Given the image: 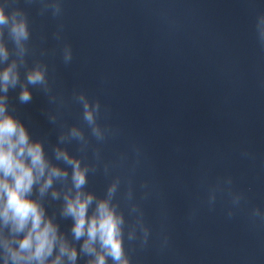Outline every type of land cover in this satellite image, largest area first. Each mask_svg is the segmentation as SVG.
Wrapping results in <instances>:
<instances>
[{
    "label": "clouds",
    "instance_id": "clouds-1",
    "mask_svg": "<svg viewBox=\"0 0 264 264\" xmlns=\"http://www.w3.org/2000/svg\"><path fill=\"white\" fill-rule=\"evenodd\" d=\"M41 2L42 12L48 8L53 15L61 12L58 0ZM7 7V0L0 3V264H77L81 257L86 258L85 264H109V260L111 264H130L125 250L124 212L114 202L120 179H114L105 195L98 197L86 190L88 175L95 173L97 167L70 154L63 146L75 141L81 146L78 151L84 152L90 145L84 130L70 126L67 134L61 132L57 145L52 147L53 158L58 162L54 163L45 151L44 141L33 140L25 125L9 111L7 94L17 86L21 103L32 100L28 85L39 87L50 102L57 97L52 95L48 66L40 61L27 65L31 33L26 13L19 8L6 11ZM257 30L264 44V16L259 17ZM5 33L12 50L7 46ZM71 59V46L65 44L64 63ZM21 68L25 69L23 81ZM73 99L82 106V119L91 137L103 143L108 130L99 122V100L92 101L83 92L74 93ZM60 102L63 103L62 98ZM48 119L56 123L57 116L50 113ZM93 156L99 159L98 149L93 150ZM126 199H132L131 191ZM46 200L59 201V217L71 219L67 233L61 231L56 213L48 214ZM256 214L259 215L258 210ZM141 231L146 242L148 230L141 225ZM134 238L133 232L127 233L128 241Z\"/></svg>",
    "mask_w": 264,
    "mask_h": 264
},
{
    "label": "water",
    "instance_id": "water-1",
    "mask_svg": "<svg viewBox=\"0 0 264 264\" xmlns=\"http://www.w3.org/2000/svg\"><path fill=\"white\" fill-rule=\"evenodd\" d=\"M261 16L264 0H240L236 124L219 264H264V44L257 30Z\"/></svg>",
    "mask_w": 264,
    "mask_h": 264
}]
</instances>
